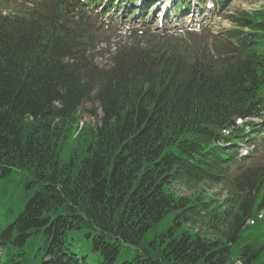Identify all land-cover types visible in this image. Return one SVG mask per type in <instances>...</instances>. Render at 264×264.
Segmentation results:
<instances>
[{
  "label": "trees",
  "instance_id": "trees-1",
  "mask_svg": "<svg viewBox=\"0 0 264 264\" xmlns=\"http://www.w3.org/2000/svg\"><path fill=\"white\" fill-rule=\"evenodd\" d=\"M64 1L0 15V264H264V171L261 188L249 172L230 181L211 143L264 98L262 52L214 66L204 44L124 47L103 69L90 33L57 20ZM93 99L96 127L78 116ZM201 183L233 192L218 202Z\"/></svg>",
  "mask_w": 264,
  "mask_h": 264
},
{
  "label": "rangeland",
  "instance_id": "rangeland-1",
  "mask_svg": "<svg viewBox=\"0 0 264 264\" xmlns=\"http://www.w3.org/2000/svg\"><path fill=\"white\" fill-rule=\"evenodd\" d=\"M26 0H18L19 3L21 2H24ZM11 2H14V0H11ZM251 4H247V3H250ZM258 3L260 4H264V0H234L231 2V4L229 5V8L227 10L226 13H224V15L227 17L229 14H233V15H239L240 12L244 11L246 9L247 6H250V5H253V6H257ZM259 6V5H258ZM157 9L156 11H153V8L152 9H149L150 11V14L148 17H146L144 20H145V23L141 22V21H138L136 23H128V24H124V22L122 20H126L128 19V16H118V20L120 21H117L113 24V31H112V40H111V46L109 45H104L102 46V48H106V47H110V52L112 53H106V52H102L100 55L97 56V63L101 66V67H106L110 64L111 62V57L112 55H114L116 53V50H115V46L117 45H123L124 43L126 42H134L135 40V37L137 38L138 41H144L145 38H146V34H140L142 31H146L147 28L149 26L153 27L154 31L155 32H161V33H165V30L163 28V26H160V20L157 21V17L158 14H156L155 16V13L160 10L162 11V6H161V2L157 5ZM14 8V5L11 3L7 6V11H9L10 9H13ZM261 8H264V6H260V7H257V10L260 12L259 9ZM256 10V9H254ZM253 10V11H254ZM246 11V10H245ZM252 12V11H251ZM226 17H224L222 19V21L217 25L214 24L212 25L213 27V30L214 31H211L209 28H204L207 32L210 31L211 33L214 34H219V31H223V30H228L231 28V24L229 23V20L226 19ZM240 17V15H239ZM133 18V17H132ZM132 18L130 20H132ZM172 20H175V18L172 16L171 17ZM208 18V17H207ZM210 18V17H209ZM207 19V20H216L217 17H212L211 19ZM167 24L169 26H172L171 25V22H167ZM172 24H175L172 22ZM220 28L219 31H217L218 29ZM203 30V29H202ZM139 32V33H138ZM110 34V31L107 33V35ZM170 34H173L174 36H177V40L178 41H175V39H172V40H169V41H156L154 42L153 46L155 48V50H158V49H162L163 51L164 50H167V48L169 46H173L175 44H179V47H185V46H194L195 43L198 41V40H202L203 42L206 41L208 39V46H209V49L211 51V55L210 56L211 58L214 57L216 58V56H213V55H217V51L215 50L214 51V44L215 42L218 44L219 43V38L217 36H207V37H198L196 40L195 38L196 37H193V38H190L187 34V32H179L177 34H175V32H170ZM172 36V35H170ZM128 43V44H130ZM146 46V44H145ZM144 46V47H145ZM263 49H264V43L263 45L261 46ZM262 55L264 56V50L262 51ZM219 59V58H217ZM78 116L81 118L82 120V123H86V124H90L91 126L93 127H96V126H99L100 125V118L102 116V110L101 108L99 107L98 103L96 102H87L84 104L83 107L80 108L79 112H78ZM65 158V156H64ZM206 187L202 188L205 190V192L210 196V198L212 200H217L218 202H222V200L224 198H226L227 196L231 195L232 194V191L228 190V189H224V188H220L219 185H210V184H206L205 185ZM181 187V186H180ZM198 190H200L201 188L198 186L197 187ZM201 189V190H202ZM196 189H186V188H183L181 187L180 190H178V194H183V195H190L192 194ZM169 226V222H165V223H160L159 225H157L156 227H154L153 229H151L148 234L146 235L145 237V240H151L152 238H154L157 234L161 233L162 231L166 230ZM151 241H149L148 243H143V246H146L150 243ZM130 248V247H129ZM129 248H123V253L125 255L128 256V251H129ZM140 253L142 254V251H140ZM89 260H92V258L88 257ZM240 264V262H239Z\"/></svg>",
  "mask_w": 264,
  "mask_h": 264
}]
</instances>
